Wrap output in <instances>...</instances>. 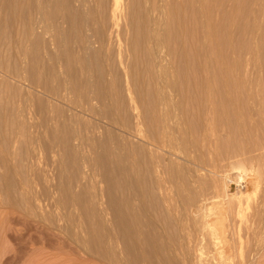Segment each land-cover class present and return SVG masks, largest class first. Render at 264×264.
<instances>
[{"label":"bare ground","instance_id":"1","mask_svg":"<svg viewBox=\"0 0 264 264\" xmlns=\"http://www.w3.org/2000/svg\"><path fill=\"white\" fill-rule=\"evenodd\" d=\"M14 1L6 0L8 5L4 3L3 8L8 6V10H11ZM241 1L18 0L23 38L20 39L22 46L15 43L12 48L17 47L19 50L20 61L12 71L8 69L7 74L9 78L25 83L28 88H24V95L18 101L19 106L14 107L12 113L23 123L25 116L30 115L33 104H36V108L45 113L42 125L50 130V134L54 136L58 129H64L67 136L71 137L70 140L75 142L73 154L82 157V162L84 160L80 175L84 176L93 167L90 162L92 156L91 159L86 156V149H92L97 161L106 159L105 163H99L104 172L107 169L105 164L109 162L107 159L122 163L121 175L126 178L131 175L133 178L132 184L127 186L131 197L122 196L118 201L119 220L122 221L124 216L129 219L125 232L130 230L128 234L131 240L139 247L143 216L150 221L149 228L156 217L177 222L176 228L181 234H178L179 240L170 247V252L181 264H230L234 261L232 256L233 260L229 259L231 248L241 250L242 240L245 239L242 237L255 229L259 214L253 209L248 218L239 217L242 211L250 207L261 178L260 167L264 165L256 131L250 127L252 120H255L252 114L249 116L250 105L247 108L248 102L253 101L251 90L245 88L242 80H230L227 77L228 69L227 76H222L224 73L218 74V68H224V65L223 68L219 67L225 62L222 53L232 47V34L241 25L240 21L237 23V18L235 21L233 16L225 15L222 7L227 5L235 11L242 4ZM145 8L147 11L143 14ZM14 17L18 18V15ZM238 30L237 36L243 32ZM140 36L143 37L140 39ZM6 42L8 40L4 44L0 42V63L8 53L10 44ZM244 42L243 49L248 47ZM25 43L31 44L29 46L33 51H27ZM140 43L145 45L144 54L149 56V62L147 57L142 59L147 60L152 69V86L162 90L148 96L142 95L140 90V87L148 83L139 84V87L137 76L134 77L137 74L136 67L141 65L138 61ZM200 45L204 49V58L198 53L202 47ZM239 49H242L241 45ZM144 65L142 70L146 68ZM141 68L139 72L138 68L136 71L144 74L140 72ZM117 70L119 72L116 73ZM118 73L121 80L115 75ZM115 78L120 80V88L115 84L118 80ZM9 80L0 73V110L7 104V93L4 92L11 86ZM29 88L37 93L31 92ZM102 90L110 92V97L104 98ZM118 94H122V98ZM8 95L11 96L10 92ZM15 95L19 96V91ZM117 97L122 99V102L119 99L121 103L117 102ZM51 100L64 103L67 107H55L56 104H52ZM111 103L115 106L114 111H127L130 115V130L118 134L116 139L108 129L84 118V115L104 117L105 108L110 107L108 105ZM114 118L115 115H112L108 122L116 120ZM57 137L53 138H61ZM96 147L101 150L98 151ZM143 148L148 160L145 164L149 162L144 167L150 176L146 185L142 184L141 159L138 161L141 157L137 156L140 152L142 155ZM221 160L225 161L227 167L223 172L217 170ZM179 166L184 169L180 174L177 173ZM108 175H105L103 181L112 188L113 180ZM241 175L244 178L243 184L240 183ZM176 178L180 180L178 183ZM143 185L144 189L141 188ZM151 199H154L153 203ZM235 217L239 218L235 221Z\"/></svg>","mask_w":264,"mask_h":264},{"label":"rangeland","instance_id":"2","mask_svg":"<svg viewBox=\"0 0 264 264\" xmlns=\"http://www.w3.org/2000/svg\"><path fill=\"white\" fill-rule=\"evenodd\" d=\"M14 2L16 4H13L14 8L12 7L11 10H8V6H4L3 8L6 0H0V7H2L0 10V16L3 19L0 21V33H3L0 36V40H2L0 42H3L4 44V42L8 40V43L6 42L5 44H10L8 47L9 49L7 48L8 53L6 52L8 56H4L0 63V73L5 78H7V80L10 79L8 84L11 85L8 87L9 90L7 88L4 92L5 94L7 93L6 99H11V101L9 100L10 102H8V100H6V107L3 105V110H0V264H181L178 260L172 257V251L170 252V247L175 244L177 240H179L177 239L180 237L178 234H181L180 231H177V222L167 220L165 217H156L154 218L155 221L151 222L153 223L151 224L152 227L149 228L148 223L150 221L146 216H143L141 224V242L139 247L137 243L135 244V242L131 240V236L128 234L130 230L128 229V231L125 232L127 228L126 225H129V219L127 216H124L122 221L119 220L117 214V211H119L118 201L119 197L122 196L131 197V191L127 189V186L132 184L133 178L131 175L127 176L128 178L121 175L120 167H122V163L118 164V162H115L114 160L111 161L110 159H107L109 162H106L105 165L108 166L109 164L110 167L106 166L107 169L104 172L102 167H100L102 165L99 163L101 162L102 164V161L105 163L106 159H101L99 162V159L98 161L97 159H94V152H92V149H86V156L88 158L92 156L93 161L91 160L90 162L92 164L91 166L93 167H91L92 169L88 171L89 174L87 172V174L84 176L80 175V171L83 169L82 166L85 164L84 160L82 162V157L80 158L79 155L76 156L73 154V146L75 142L70 140L71 137L67 136V133L64 132V129H58V132L55 133L57 135L54 134L53 136V134H50V130L45 129L42 125V123L44 124L45 113L43 110L36 108V104V106L33 104L31 107L29 111L30 115L28 114V117L25 116V123H22L19 117H15L16 115L12 113L11 110H13L14 107L19 106L18 101L20 100L22 94L24 95L25 89L28 88L25 83L13 80L9 78L7 74L9 71H12L14 67H16L15 65L19 63L18 61H20L18 52L19 50L17 47H12L15 46V43H18V45L20 44V46H22V40L20 39L23 38L22 27L19 22L20 11L18 8V0H15ZM241 3L242 4L237 7L235 11L231 10V8H229L227 5L222 7L225 15L233 16L235 21L237 18V23L240 21L239 23L241 25H239V30L241 29L240 32L242 30L243 32L240 33L241 35L237 36V29L232 34V47L234 46L233 48L234 50L236 49V51L233 52V48L228 47L226 49L227 51L224 49L227 52L226 54L223 50L224 53L222 54L225 56V62L219 67L224 65L225 69L223 67L222 68L225 71L223 72V70L218 68L220 72L218 74L221 75L224 73L222 76H225L226 70L228 69L231 77L228 72V76H226L229 77L230 80H242V82L244 81L243 84L245 88L251 90L253 101L248 102L247 108L249 109V107H251V113L249 110L248 113L250 117L253 115L252 119L255 118V120H252L253 123H251L250 127L256 131V140L258 141L257 145L260 149H262V159H264V107H262L264 106V65H262L264 64V40H262V38H264V0H242ZM5 8L7 9L5 10ZM144 11L143 14L146 13V8ZM17 15L18 18H15L14 16ZM82 33H84V30ZM198 35L200 34L198 33ZM142 37L140 36V39ZM236 38L238 41L235 40ZM243 41H245L244 43L246 46H248L244 47V49L242 46ZM235 43H237V46H235ZM25 45L26 48H28L27 51H30L29 49L33 51L29 46L31 44L25 43ZM239 45H241L242 49H239ZM144 46L145 45H142L141 43L139 45V53L140 51L141 53L138 55V61H140L139 63H141V65L137 61L136 65H139L135 69L137 74L134 72V77L136 78L137 76L136 80L138 85H145L148 83L145 85V87H143L144 85H141L143 88H141L139 85L140 90L142 89V95L148 96L153 92L158 93L162 90L157 86L154 89L152 86L151 77H153V74L150 72L152 71L151 67L149 68V56L147 53L144 54V52H146L144 51ZM201 46L202 45L199 47ZM202 48L203 46L201 49L199 48L198 53H200L199 56L201 58H204L202 55L204 53V49ZM245 51L248 52L245 54ZM241 54L243 55L241 56ZM237 55H239V58L236 57ZM226 56L229 57L226 59ZM247 56L249 57L247 58ZM145 57H147L148 62H146L147 60L143 61ZM240 57H243L242 61L244 63L241 61ZM4 61L7 62L5 63ZM144 62L148 64V67ZM238 62L242 63L240 64ZM5 64L7 65L4 67ZM234 64H236V66H233ZM142 65L146 66L147 69L144 67L142 70ZM238 67L241 68L239 69ZM137 68L138 72L139 68H141L140 72L143 71L142 73L144 74L138 73L136 71ZM2 70L4 71L2 72ZM117 72L119 71L117 70L116 73ZM148 72L152 75H150ZM5 74H7V76ZM145 74H147V76ZM115 75H117L120 80L122 79L119 77V73ZM115 75L114 77H116ZM138 77L141 78H139L141 81L138 80ZM118 78H115V80ZM119 79L117 80L119 82L117 83V81H115V84L120 88L121 82ZM247 81H251L252 83H248ZM253 83H255V85ZM15 86L17 88L19 87V90L17 88L14 90ZM118 87L117 89H119ZM29 89L31 92L37 93V91L34 89ZM148 89L152 90L149 91ZM11 90L15 92L13 93ZM22 90H24L23 93ZM143 90H145V92H143ZM16 91H19V96L15 95ZM8 92H10L11 96L8 95ZM102 92L101 95L104 98L107 99L108 96L110 97V92L107 93L105 90L103 93ZM12 93L14 95H12ZM119 95L122 98V94H118V96ZM12 96H14L15 99L14 97L12 98ZM120 97H117L118 103L122 102ZM119 99H121V102ZM51 102L54 105L56 104L55 107H58V105L59 107L63 108L67 107L66 104L56 100H51ZM248 105L250 106L248 107ZM108 106H110L108 107L110 111L108 108H105V112L107 114L104 113V117H99L96 115H84V118L88 119L89 122H97L103 128L108 129L116 139L119 137V135L128 133L130 130V115L127 111H124L127 113V115H124L125 113H122L123 111H114L116 109L113 103L109 104ZM112 107L114 109H112ZM34 109L36 110L34 111ZM257 110H261L259 111L260 113ZM54 112L56 113L55 110ZM116 113L118 116H116ZM55 115L56 114H54V116ZM109 115H115L116 120L108 122V120H111V116L109 118ZM123 122L126 123L124 124ZM120 124H122V127ZM13 131L14 133L12 134L11 132ZM57 136H61V138L59 137V140L54 139ZM64 138H68V141H65ZM11 139L13 144L10 143ZM110 144L113 146V143ZM96 148L98 151L101 150L100 147ZM141 151H143L142 155L141 152L139 155H137L138 157H141L138 159V161L141 159L139 162L141 170L140 175L144 181L142 184H147L149 183L150 176L148 175L149 173H146L147 169L145 168L149 162L145 164V162L148 161L145 157L147 156L145 155L147 154L145 148H143ZM142 158L145 161L143 160L144 162L141 164ZM124 163L128 164V162ZM218 167L217 170H220V172H223V170L227 169L224 160L220 161ZM84 168L86 169V167ZM262 168H264V165L260 167L261 178L258 182L256 192L250 202V207H248L249 209L247 208L246 210L242 211V215L239 216L242 218H248L252 210L256 209L259 214L255 222L256 224L254 225L255 229H252L248 233L250 237H247L249 236L248 234L242 237V239H245L242 240V246L244 247L241 246V250H239L237 247L231 248L233 252L230 250L231 252L229 254V259H231L230 261L234 259V261L230 262V264H264V258H262L264 257V169ZM183 170L184 169L179 166L177 173L180 174V172ZM105 175H108L112 178L111 180H113L114 184L112 188H109L107 184H105V180L103 181V179L106 178ZM242 176L243 175H241L240 180V183L242 182L241 184L244 182L242 181L244 180ZM177 180L178 183L180 180ZM145 185H143L141 188L144 189ZM153 200L154 199H151L150 202L153 203ZM101 216L102 219L100 221L99 219ZM232 216L234 215L232 214ZM239 217H235L234 220L236 221V219ZM257 220L259 221L257 222ZM162 222L164 223L162 224ZM123 227H125V229ZM151 233L152 235H150ZM163 233L165 234L162 235ZM107 241L110 245L107 243ZM163 247L164 249H162ZM259 255L261 256V259ZM238 258H240V260ZM242 258H244L245 263L243 262Z\"/></svg>","mask_w":264,"mask_h":264}]
</instances>
